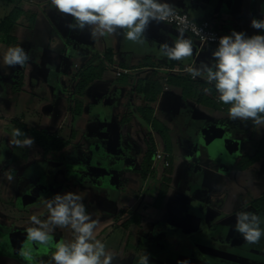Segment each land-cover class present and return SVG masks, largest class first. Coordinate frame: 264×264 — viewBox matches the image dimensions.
Wrapping results in <instances>:
<instances>
[{
	"label": "crops",
	"instance_id": "obj_1",
	"mask_svg": "<svg viewBox=\"0 0 264 264\" xmlns=\"http://www.w3.org/2000/svg\"><path fill=\"white\" fill-rule=\"evenodd\" d=\"M34 1L38 2L39 7L44 11L45 19L50 23L47 29L45 26L44 28L37 26L36 23L29 24V17L34 16L36 12L31 7H25L13 32L16 40L9 44L5 42L4 37L0 36V51L5 46L9 48L21 42L30 60L21 67L18 86L23 91L38 88L42 92L52 93L56 89L57 102L49 110L63 112V117L59 119L61 125L67 117H72L71 131L69 137L66 138L69 144L57 153L67 156L68 160L76 158L79 148L74 143L81 124L83 128L88 126L93 130V132L88 131L89 133L96 132V134H93V137H86L83 134L78 140L80 144L96 143L100 139L108 140L112 135L116 137L114 150L121 151L128 159H136L135 166L120 167L121 170L112 169L96 161V156H87L84 157L86 158L85 171L92 177L95 176L94 170L104 173L106 178L123 175L126 187L128 186L126 180L131 179L133 175L142 178L141 170L147 151V142L150 138L154 141L156 150L161 149L170 153L171 164L168 167L155 162L154 153L147 177L143 178L146 181L151 176L157 180L158 192L161 179L171 166V183L159 206L154 204L155 197L141 191L131 202L123 197L122 203H117L93 191L90 187L80 186L89 194V197L83 199V203L91 217L94 212L89 210L91 207L100 206L99 211L107 215H109L108 207L113 210L112 206L119 205L120 210L125 209L124 213L120 211L119 214L109 216L112 220L107 219L105 224L106 228H109L110 224L115 223L114 227L125 230L113 251L116 256L113 263L139 264V258L144 253L149 255V264H177L179 260H187L190 264H246L251 262L253 252L256 254L258 251L250 244L246 250L245 241L235 230L236 213L248 211L246 196L249 197L253 190L257 192V195L264 190L263 188L261 192H258L253 181L256 179L253 177L255 172L264 173V158L245 170L234 172L230 170L231 165L236 163L240 156L247 154L239 151L231 162H221L220 168L215 169V161L221 158L219 155L212 156L207 151L203 152V145L198 137L204 135L205 131H210V128L221 127L228 128L227 136L232 143L236 139L242 141L254 139L256 143L261 138L264 128H254L251 121L231 120L228 111L224 109L225 105L218 100L214 86L209 85L200 77L196 80L191 79L190 74L185 71L188 66L197 67L201 61H210L211 53L215 48L211 45H200L192 34L185 32V37L193 41V56L182 61L161 57L159 55L160 45L165 42L172 45L179 35V29L164 22L160 24L153 22L144 34L147 40H144L145 49L140 53L139 58L120 59L121 53L115 48L125 38L123 31L93 38L87 28L83 31L69 29L67 25L74 21L71 17L57 12L51 6L50 0ZM167 2L172 3L175 9L187 12L197 20H208L214 29L230 34L233 30L245 34L258 32L260 30L251 27V20L253 18L264 19V0H167ZM23 19L24 22H22ZM33 27L36 29L34 30ZM50 31L57 33V40L52 42L54 34ZM78 47L86 51V63L96 54L102 56L108 49L114 53L111 67L114 69L113 75L110 76L105 72L102 78L91 82L82 93L73 90L76 72L66 71L70 67V58L78 54L76 49ZM144 59L151 64L133 67ZM30 61L35 63L31 64ZM120 62L126 63L127 66L122 67ZM57 66H60V72L55 71ZM74 67L81 68L77 63H74ZM119 68H127L130 71L116 75ZM152 72L158 76L162 87L155 100L147 101L137 84ZM171 75L190 78L193 84L184 90L177 83L165 82V77L169 78ZM206 87L212 88L211 93L206 94L203 91ZM201 92L205 97L216 102L219 107H215V104H208L204 97L201 99L203 102L197 101V96ZM140 106L151 107L154 116H157L160 122L168 127L170 150L165 148V140L160 131L142 118L138 109ZM5 107L0 105V142L5 143L3 139L5 133L9 137L8 141L13 139L12 121L14 119L64 137L61 133L54 132V129L41 127L44 114L42 115L37 107L21 106L20 117L15 115L18 106L6 107L7 109ZM168 113H176L181 118L180 135L171 128V124L168 125L169 121L166 118ZM26 116L36 119L35 122L39 121L38 125L27 122ZM108 121H111L115 130H105ZM252 126L253 130L250 131ZM96 128L105 131L103 132L105 135L99 134ZM179 137L181 140L178 139ZM8 145L5 147L9 150L5 147L0 150V152L3 151L0 155V163H5V160H1L4 153L8 159L7 172L11 174L10 162L14 157L10 149L14 146L9 143ZM24 149L27 150L25 165L14 167L16 172H22L25 166L31 165L37 157L50 154H45L36 143L31 148L25 147ZM53 163L51 166L58 169V166ZM60 175L63 176L62 172L56 174V177ZM132 214H136L138 218L133 217L130 223L125 224ZM67 228L70 229V227ZM114 230L106 235V242ZM157 236L163 241L155 245ZM61 237L59 236L58 240L64 238L62 235ZM18 242L22 246L25 245L23 239ZM106 251L110 252L109 249ZM28 259V255L25 258H14L10 255L11 263L9 264H26Z\"/></svg>",
	"mask_w": 264,
	"mask_h": 264
},
{
	"label": "rangeland",
	"instance_id": "obj_2",
	"mask_svg": "<svg viewBox=\"0 0 264 264\" xmlns=\"http://www.w3.org/2000/svg\"><path fill=\"white\" fill-rule=\"evenodd\" d=\"M17 2L19 6H24V8L31 7L33 8L34 12H36L34 16L29 17V24L34 25V23H36L37 26L42 28L45 26L47 29L49 22L45 19L44 11L39 7L37 1L33 0L32 2ZM10 8L11 5L5 6V3L0 0V17L4 16L5 13L10 10ZM24 21L25 20L23 19L22 22ZM33 29L35 30L36 28L33 27ZM50 33L54 34L52 42L57 40V33H53L51 31ZM144 40H147V38L144 37ZM20 43L21 42L11 47L21 46L22 43ZM132 43L133 42L124 38L123 41L121 40L120 44H118V47L115 49L120 51V59H125V57H128L135 60L139 58L140 53L145 49V42L142 44L136 43V45L134 43L131 45ZM7 49V46H5L3 49L5 51H0V105L9 108L10 106H18L16 111L14 110L16 117L21 116V106H35L39 109L42 115L44 114L41 121V127H46V129H54L53 131L61 133L64 136L63 138H68L72 126V117H67L61 125L59 124V119L63 117V112L59 111L58 113L56 111L49 110L52 106H55L57 102L56 89L55 91H52V93L42 92L38 90V88H32L29 91H23L22 88L18 86V77L20 76L21 67L16 66L9 68L3 65V55ZM76 49L78 54H76L77 56L70 58V67L66 69V71L69 73L77 72L78 69H76L77 67H74V63H77L81 67L86 64V51L82 47H78ZM30 63L34 64L35 62L30 61ZM55 71L60 72V66H57ZM113 72L114 69L112 68L106 71V73L110 76L113 75ZM74 89L75 88H73V90ZM166 118H168L169 121L168 125L171 124V128L177 134H179L181 131V118L176 113H168ZM26 119L29 123H37V125L39 123V121L35 122L34 120L36 119L30 118V116H26ZM107 123L108 124L105 127V130L112 131L114 129L113 124L111 121H108ZM82 126L83 124L78 127L79 132H77V139L74 143L76 146H78L77 148H79V151L76 153V158L74 159L71 158L68 160V157L62 155L61 153L51 152L46 156L41 155L37 157L31 165L25 166V169L22 172H16L14 167L16 168L18 165H25L27 150L21 147H11L10 150L14 158L10 162L12 170L11 174H9L7 172L8 159L3 153L4 157L1 160H5V163H0V264L11 263L9 260L10 255L14 258H25V253H28L29 257V259L25 262L26 264H54V262L51 260V256L56 250V244L59 242L71 241L73 239L72 230L68 229L67 227L55 228L51 233V238L48 243L38 245L27 240L26 229L33 226L30 222V217L32 215H37L41 220L47 219V209L43 201L47 198H51L57 193L63 194L66 192H74L85 199L89 197V194L82 190L80 186H86L90 187V189L92 188V190L95 192L101 193L109 200L117 203H122L123 197L131 202L134 197L138 195L139 191L156 198L158 182L151 176H149V178L145 181L140 176L133 175L131 179L126 180L128 185L126 187V182L123 181V175V177L116 175L106 178L104 173H98L95 170L94 177H92L90 174H87L88 172L85 171L84 165L86 159L84 157L87 156H96V161H100L103 166H108L109 168L117 170H121L120 167L122 168L125 166L129 168L134 167L136 159H128L121 151L114 150L116 148V142H114L116 137H112V135L108 140L100 139L99 142L96 143L85 142L84 144H80L78 140L81 139L80 136H83V134H85L86 137H93L96 134V132L89 133L88 131L93 132V130L88 126H85L86 128H83ZM210 129V131H205L204 135H199L198 139L202 142L204 150L203 152L207 151L210 155H219L221 158L215 161V169L217 167L220 168L219 165L221 162H231L233 157H235L239 151L252 154L255 150L254 139H248L244 141L236 139L232 143L231 140L229 141L227 136L228 128L224 129L220 127L216 129L213 127ZM252 130L253 126L250 128V131ZM96 131H98L99 134L102 133L105 135V133H103L105 131L103 130L100 131L96 128ZM8 138L9 137H7V133H5L3 138L5 143L0 142V150H2L1 148L5 147V145L9 146L8 143L11 144L10 141H8ZM178 139L181 140L180 137ZM5 149L9 150L7 147H5ZM2 152H0V155H2ZM95 152L97 153L95 154ZM203 155H205V153H203ZM52 163L57 165L58 169L52 167ZM59 172H62L63 176L60 175L61 177H56V174ZM8 176H12L13 179L9 181ZM253 177L257 179H253L254 187L256 190H258V192H261L264 188V173L257 171L254 173ZM256 193L257 192L253 190L251 193L252 195L250 194L249 197L246 196V201H248L251 197L258 196ZM112 207L113 210H111V207H108L109 215L99 211L100 206L97 208L91 207L89 210L92 212L94 211L92 214V219L99 222L97 228L95 229L97 239H100L105 244L106 249H109L110 252L114 254L113 251L116 249V243H118L119 238L123 237L125 230L124 228L118 229L114 227V225H116L115 223L110 224V227L106 228L105 224L107 219L112 220L109 216L120 213L119 205ZM111 226H113V228ZM112 230L114 231L111 233V237H109L108 242H106L107 240L105 237ZM61 235L64 238L62 240H58V237H61ZM22 239L25 243L23 246L18 242ZM162 241L163 240L157 236L154 243L156 245L158 242Z\"/></svg>",
	"mask_w": 264,
	"mask_h": 264
},
{
	"label": "clouds",
	"instance_id": "obj_3",
	"mask_svg": "<svg viewBox=\"0 0 264 264\" xmlns=\"http://www.w3.org/2000/svg\"><path fill=\"white\" fill-rule=\"evenodd\" d=\"M50 3L57 12L72 18L74 23L67 25L71 30L87 28L93 38L123 31L127 40L138 44L144 43V34L153 22L160 24L176 16L175 6L167 0H50ZM251 27L264 30V19L253 18ZM186 28L185 25L179 29L172 45L166 42L160 45L161 57L182 61L193 56L194 44L185 37ZM29 60V54L21 46L9 47L3 55V65L9 68L23 67ZM185 71L193 79L200 77L214 86L218 100L229 105L231 120L251 121L254 128H264V35L247 36L233 30L219 38L210 61H201L197 67L188 66ZM203 91L208 94L212 88ZM21 136L23 140L19 139ZM12 137L10 143L14 147L34 145V138L18 128L12 130ZM12 179L8 176L9 181ZM43 203L47 219L30 217L33 226L26 229L27 240L47 244L55 228L70 227L73 234L71 241L56 244L51 256L54 264H112L116 256L97 239L95 229L99 222L92 219L79 194L57 193ZM260 224V217L251 211L236 213L235 230L247 244H257L264 237ZM139 264H149L147 253L141 255ZM177 264L190 262L179 260Z\"/></svg>",
	"mask_w": 264,
	"mask_h": 264
},
{
	"label": "trees",
	"instance_id": "obj_4",
	"mask_svg": "<svg viewBox=\"0 0 264 264\" xmlns=\"http://www.w3.org/2000/svg\"><path fill=\"white\" fill-rule=\"evenodd\" d=\"M1 1L5 3V6L11 5V8L8 12L5 13L4 16L0 17V36L6 39L5 42L11 44L16 40V36L13 34V32L15 28L17 27L18 20L24 13L25 9L24 7L19 6L17 1H20V0H1ZM113 58H114V53L111 49L106 50L102 56H100L99 54H96L95 56H93V58L90 61L84 64L75 73V85H74L75 90L79 93H82L83 90H85V88L91 82L102 78L105 72L112 67ZM146 61L147 60L144 59L137 66H133V67L134 68L143 67V66H148L151 64V63L148 64ZM120 65L122 67L127 66V64L124 62H120ZM168 81L181 85L184 90L187 89V86H190L193 84L190 78L181 77L179 75H171L168 78ZM137 87L142 91L145 99L149 101V100H155L158 97L161 91L162 85H161L160 79L155 74V72H152L146 79L139 81L137 84ZM197 97H198L197 101L199 102H203V100L201 99L204 97L206 99V102L208 101L207 102L208 104H215V107H219V105L216 102H213L210 98L205 97L203 95V92L198 94ZM228 108H229V105L224 106V109L226 111H228ZM138 109H139V112L142 118L146 122L151 123L154 127H156L160 131V133L162 134L165 140V144H166L165 148L170 150V142H169V137L167 133L168 127L162 124L157 116H154L153 109L151 107L140 106ZM12 123H13V129L18 128L23 133H26L29 137L34 138V143L39 145L45 154L51 153V152H58L69 144L68 139L62 138L58 136L57 134L49 133L44 130H40L38 128L29 126L22 120L14 119ZM19 139L23 140L24 137L21 136L19 137ZM155 150H156L155 143L152 140V138H150V140H148L147 142V151L144 155L143 169L141 170L142 178L147 177V173H148L149 166L151 163V158L153 154L155 153ZM263 158H264V132L261 138L257 140V142L255 143L254 152L252 154H243L242 156H240L237 162L231 165L230 170L234 172L237 170H245ZM171 173H172V169L170 166L167 169V174L164 175L161 179L160 188L157 192V196L154 202L156 206H159L162 203L166 195V192L171 183V176H170ZM247 208H248V211H251L257 214L260 217V220H261L260 227L264 229V190L262 191L260 195L256 197H251L248 200ZM120 211L124 213L125 209L121 208ZM133 217L136 219L138 218L136 214H132V216L126 220L125 224L130 223ZM245 247H246V250H248L249 246L247 243ZM253 248L257 249L258 253L255 254L253 252L252 254L253 262H248L246 264H263L264 262V237L261 238L259 243L254 244Z\"/></svg>",
	"mask_w": 264,
	"mask_h": 264
},
{
	"label": "built area",
	"instance_id": "obj_5",
	"mask_svg": "<svg viewBox=\"0 0 264 264\" xmlns=\"http://www.w3.org/2000/svg\"><path fill=\"white\" fill-rule=\"evenodd\" d=\"M20 1L21 2H25V1L32 2L33 0H20ZM164 23H167L178 29H180L181 27H185L186 25L187 28L185 32L192 34L198 40L200 45H211L214 48L218 46L220 37L224 35H230V33L220 32L214 29L211 26V23L206 19L197 20L193 18L189 13L181 11V10H177V9H176V16L173 18H170L169 21H165ZM257 34L264 35V30H260L258 32L246 34V35L252 36V35H257ZM204 37H207L208 39L205 40ZM129 71L130 70L127 68H119L116 71V75H121L122 73H128ZM191 79L193 78L191 77ZM196 79H198V77ZM164 80L165 82L168 81V77H165ZM169 156H170V153L164 150H161V149H157L154 154V161L160 162L164 167H167L170 164Z\"/></svg>",
	"mask_w": 264,
	"mask_h": 264
},
{
	"label": "flooded vegetation",
	"instance_id": "obj_6",
	"mask_svg": "<svg viewBox=\"0 0 264 264\" xmlns=\"http://www.w3.org/2000/svg\"><path fill=\"white\" fill-rule=\"evenodd\" d=\"M170 158H171V157L169 156V161H170V164H171V159H170ZM170 164H169V165H170ZM169 165H168V166H169ZM168 166H167V167H168Z\"/></svg>",
	"mask_w": 264,
	"mask_h": 264
}]
</instances>
